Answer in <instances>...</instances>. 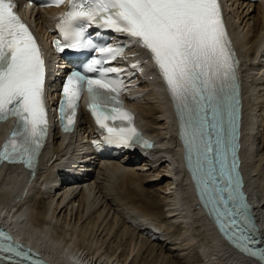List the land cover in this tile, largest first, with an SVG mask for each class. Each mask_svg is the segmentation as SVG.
I'll use <instances>...</instances> for the list:
<instances>
[{"label": "snow or ice", "instance_id": "obj_1", "mask_svg": "<svg viewBox=\"0 0 264 264\" xmlns=\"http://www.w3.org/2000/svg\"><path fill=\"white\" fill-rule=\"evenodd\" d=\"M64 3L49 0L39 6ZM16 7L14 0H0V122L17 121L0 160L25 163L34 169L49 127L46 68L42 51ZM92 26L126 35L154 61L175 103L204 206L231 244L264 264V248L252 247L259 241L239 172L238 61L219 0H73L57 25L65 41L57 45L60 51L90 49L99 54L86 70L95 76L74 71L67 77L61 103L65 131L74 127L79 101L87 92L89 110L108 142L151 147L135 128L134 116L124 110L121 69L104 67L127 49L94 42L86 36ZM0 241H4L0 242V254H9L4 258L10 264H19L14 257L30 259L10 236L0 233Z\"/></svg>", "mask_w": 264, "mask_h": 264}, {"label": "bare ground", "instance_id": "obj_2", "mask_svg": "<svg viewBox=\"0 0 264 264\" xmlns=\"http://www.w3.org/2000/svg\"><path fill=\"white\" fill-rule=\"evenodd\" d=\"M51 11L26 13L43 39ZM228 11L242 58L249 125L243 150L245 189L264 245V14L260 2L240 0L231 1ZM143 76L138 87L143 91L132 104L161 149L137 161L130 155L97 162L83 184L75 179L57 187L79 161L77 150L88 147L90 124L82 111L79 128L67 138L54 131L35 169L0 163V220L42 254L41 264H261L232 249L212 219H206L193 198L195 188L168 105L157 82ZM77 165L81 169L83 164ZM85 175L78 172L80 178Z\"/></svg>", "mask_w": 264, "mask_h": 264}, {"label": "rangeland", "instance_id": "obj_3", "mask_svg": "<svg viewBox=\"0 0 264 264\" xmlns=\"http://www.w3.org/2000/svg\"><path fill=\"white\" fill-rule=\"evenodd\" d=\"M158 251V250H157Z\"/></svg>", "mask_w": 264, "mask_h": 264}]
</instances>
